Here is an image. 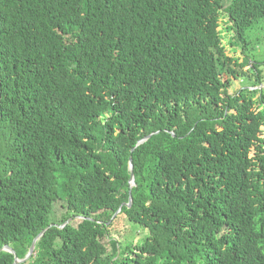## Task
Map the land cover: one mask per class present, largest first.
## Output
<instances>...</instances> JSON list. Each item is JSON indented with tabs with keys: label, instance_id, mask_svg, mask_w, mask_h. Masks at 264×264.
I'll return each instance as SVG.
<instances>
[{
	"label": "trees",
	"instance_id": "16d2710c",
	"mask_svg": "<svg viewBox=\"0 0 264 264\" xmlns=\"http://www.w3.org/2000/svg\"><path fill=\"white\" fill-rule=\"evenodd\" d=\"M260 20L264 0H0V264H264Z\"/></svg>",
	"mask_w": 264,
	"mask_h": 264
},
{
	"label": "rangeland",
	"instance_id": "374dc122",
	"mask_svg": "<svg viewBox=\"0 0 264 264\" xmlns=\"http://www.w3.org/2000/svg\"><path fill=\"white\" fill-rule=\"evenodd\" d=\"M224 26L225 25H223L222 27ZM246 38L248 39V42H249V51H247L248 54L251 55L252 58L254 59L264 60V22L263 20H260L258 24H256L252 29H250L247 32ZM225 43L227 44V37L225 38ZM230 48L231 47L228 44L227 51L229 54H233ZM240 51H242V49H240ZM240 51H238V53H236L235 55L239 56L240 59L242 60L244 58V53L243 52L241 53ZM259 67L260 69L264 70V64H262ZM242 81L243 80L241 78L239 79L234 78L232 87L230 89V93L235 94L242 87L243 85ZM124 234L126 236V239H129V241L132 242V240H134L135 235L144 234V231L141 228H139L136 224L129 222L128 230H125ZM125 236H123V238H125Z\"/></svg>",
	"mask_w": 264,
	"mask_h": 264
},
{
	"label": "water",
	"instance_id": "95a60500",
	"mask_svg": "<svg viewBox=\"0 0 264 264\" xmlns=\"http://www.w3.org/2000/svg\"><path fill=\"white\" fill-rule=\"evenodd\" d=\"M151 136H152V134L147 136L145 139L141 140L139 143H142V142L146 141ZM129 167H130V169L132 171L131 179H130V185H131V187H134V186H136V181H135V172H134V165H133V158L132 157H130ZM127 205L128 206L132 205V197H130V202ZM36 241L37 240H35L33 242L32 246H31V249H30V252H29L28 256L25 259H19V258L16 257V262L17 263L24 262L25 260H27L33 254L34 249H35ZM2 250H7V251H10V252L16 254L15 251L8 245H5L0 251H2Z\"/></svg>",
	"mask_w": 264,
	"mask_h": 264
},
{
	"label": "clouds",
	"instance_id": "9594fccd",
	"mask_svg": "<svg viewBox=\"0 0 264 264\" xmlns=\"http://www.w3.org/2000/svg\"><path fill=\"white\" fill-rule=\"evenodd\" d=\"M127 204H128V203H127ZM120 210H121V209H120ZM120 210H119V211H120Z\"/></svg>",
	"mask_w": 264,
	"mask_h": 264
}]
</instances>
